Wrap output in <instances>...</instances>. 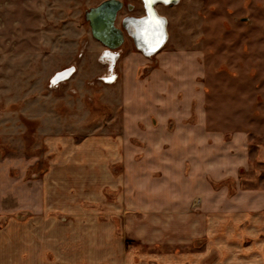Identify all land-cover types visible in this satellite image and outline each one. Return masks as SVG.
Instances as JSON below:
<instances>
[{"label": "rangeland", "instance_id": "obj_1", "mask_svg": "<svg viewBox=\"0 0 264 264\" xmlns=\"http://www.w3.org/2000/svg\"><path fill=\"white\" fill-rule=\"evenodd\" d=\"M102 1L0 0V264H42L45 259L59 263L56 252L66 242L60 237L62 228L75 220H80L74 226L75 241L71 240L75 236H70V231L64 232L68 245L79 251L88 248L92 241L82 240L81 227L90 232V222L75 211L97 213L101 221L112 216L118 235L116 245L121 248L115 258L117 264H124V258L127 260L130 255L136 263L141 260L142 264H168L166 260L172 259L169 256L177 249L165 236L166 230L170 234L174 230L181 233L188 226L181 223L182 218L204 215L199 198L186 207L189 194L194 192L185 170L191 166L190 174L197 181L214 180V173L202 176V168L209 159L220 160L226 150L213 141L209 153L200 145L197 134L182 131L177 136V146L169 143L167 148L160 146L156 150L148 144L147 150L138 148L135 143L142 136L151 140L158 134L150 130L139 133L135 127L143 118L135 113V126L125 132L120 88L118 84L108 86L100 81L108 73L106 60L101 57L104 47L91 37L84 12ZM120 1L133 8H123L117 14V27L123 16L141 14L137 0ZM156 8L168 23L169 40L164 47L189 50L200 56L197 61H205L206 92H195V100L199 106L204 104L207 130L225 132L227 136L245 133L248 167L240 168L239 176L249 187L264 189V157L259 160L261 163L255 160L258 151L264 154V0H181L176 6L159 4ZM118 49L121 57L138 53L129 40ZM147 61L141 69L143 75L158 64L155 56ZM68 67H74L71 77L50 85L51 77ZM186 93L181 92V98ZM154 96H150L153 101ZM130 105L132 111L137 110L133 100ZM125 136L130 137V145L124 144ZM127 146L137 149L143 157L132 151L131 159L125 158L123 151ZM201 151L209 157L205 162H193L188 157L189 153ZM253 169L257 171L254 177L250 173ZM44 171L48 174L45 184L49 186L50 198L65 205L62 215L58 214L61 210H52L57 220L48 219L64 226L49 224L45 219L33 222L28 217V200H33V196L29 198L27 182ZM164 171H168L167 175ZM156 172H163V176L158 178ZM103 173L115 179L125 176L134 189L140 187L136 196L128 194L129 188L124 187L128 204L131 201L139 208L132 210L136 212L117 214L113 207L93 203L101 188L88 180L103 178ZM122 193L121 189L113 191L105 186V199L101 202L108 200L115 205ZM83 203L94 207L83 208ZM122 214L132 215L123 219ZM17 222L19 226L15 228ZM45 227L49 233L42 236ZM145 228H149L145 238L154 243L141 240ZM12 232L19 238H13ZM160 233L168 239V246H163ZM49 240L57 249L55 253L49 250ZM204 242L197 239L191 246H181L176 254H200ZM210 259L213 262L214 256ZM75 260L85 264L84 257H68L69 263Z\"/></svg>", "mask_w": 264, "mask_h": 264}, {"label": "crops", "instance_id": "obj_2", "mask_svg": "<svg viewBox=\"0 0 264 264\" xmlns=\"http://www.w3.org/2000/svg\"><path fill=\"white\" fill-rule=\"evenodd\" d=\"M165 47L155 55L158 64L147 74L143 75V70H141L145 68L148 62L147 59L141 54L129 53L117 60L113 75L107 78L111 81L104 79L103 83L108 86H115L118 84L120 88L123 102L121 124L123 125L124 131L127 129V132H129V130L135 126L136 121L132 119V113H135L143 118V122L140 123L142 126L137 124L135 127L138 129L139 133L144 134L150 130L158 134V136L156 135V137L151 138V140L142 136L140 142L135 143L139 144V149L147 150L148 144L154 145L156 150L160 146H162L163 149L167 148L169 143L177 146L179 144L177 136L180 135V131H182V133L184 132L191 135L197 134L199 136L198 139L201 141L200 145L207 148L208 151H210L209 153H211L209 147L213 144V141L214 143L218 142L220 146L226 150V153L218 161H212L207 157V153L202 151L188 154V157L190 160H193V162H205L209 159L207 165L203 166L204 169L202 168L204 172L202 176L206 175V173L208 175L214 173V180L199 179L197 181L194 175L190 174L192 172L191 166L185 170L186 175L190 177L192 183L190 187L194 192L193 194H189V200L186 202L188 205L185 206L189 208L191 201L194 198H199L205 209L204 215L199 217L188 216L187 219L182 218L183 222L181 223L187 224V228L181 233L174 230L171 234L166 230L165 236L171 239L172 246L177 250L181 248V246H191L197 239H204L205 242L201 246L203 251L200 254L185 253L187 255H183L179 253L177 255L176 252L178 253V251L176 250L169 256L172 259H167L166 261L168 264H239V262L240 264H264V189L249 187L248 184H245L247 182H243V179L239 176V169L244 168V170H247L248 167V144L245 133L234 132L231 136H227L228 134L225 132H212L207 130L208 126L206 124L204 104L199 106V103H196L195 100L198 92H206V85L203 80L206 74L205 61L203 59L201 62L197 61L200 56L198 57L197 54L189 50L188 52H181L174 49H166ZM115 58L117 59V56ZM115 58L111 60L115 62ZM139 75L140 79L138 78ZM103 76L106 77V74L104 73ZM181 92H187L184 99L183 97L181 98ZM151 94L155 95L154 101L150 97ZM182 99L184 103L180 102ZM132 100L136 104L134 105L137 108L136 111H132L129 107L133 106L130 105ZM169 128L171 130L167 131ZM129 139L130 137L125 136L124 144L130 145L128 143ZM122 143L123 142H121V144ZM132 151L140 155V158L141 156L143 157L141 152H138L137 149L134 150L131 146H127L126 149L124 148L123 152L125 155L123 156L128 160L131 159L133 154ZM155 152L158 155L162 154L161 151ZM263 157L264 154L258 151L255 160L262 161ZM260 161L257 163H261ZM200 164V167H202V163ZM164 172L165 175H167L168 171ZM255 172L257 173L254 169L250 171L253 177ZM45 173L44 171L43 175L41 174L35 178L31 176L33 179L27 182V187H30L28 188L29 198L33 196V200H28V210L26 211L31 214V216L28 217L34 219L33 222H41V219H45L44 222L47 220L49 224L54 222L57 226H64V224H58L53 220L51 222L50 219H48L49 216V218L54 217L53 219L57 220L55 218L57 214H52V210H61L58 211L60 212L58 214L62 215V208H64L65 205L60 202H54L50 198L51 192L48 190L49 186L45 184L48 174ZM156 174L158 178L163 176V172H161V174L160 172H156ZM64 176L65 175H63V177ZM88 176H90V174H88ZM101 176L103 178L88 180L89 184L99 185V188H101L100 192L96 193L94 197L96 200H94L93 203H98L96 204L98 207H100L99 205H104L105 208L113 207V212L117 214L120 212L125 213V211L136 212L132 210L139 209L132 205L131 201L128 204V201L124 197L126 193L124 187L126 186L129 188L128 194H133L135 196L138 194L137 191L140 187L137 186L136 189H134L133 185H129L130 180L125 176L117 179L105 173ZM40 177L42 178L40 179ZM105 186L113 189V191H117L118 189L123 190L122 195H120L121 200L117 202L118 204L116 203L114 205L108 203V200L104 203L101 202V200L105 199V196L102 194V189ZM89 196H92L91 193L88 194V197ZM47 197L49 200H47ZM85 205H87L86 207L88 208L94 207H91V205L88 206L89 204L86 203L81 204V207L84 208ZM66 207H68V205ZM74 213L79 216H86L84 220L90 222L91 233L84 230L85 227L83 225L81 227V232L84 235V239L82 240L86 238L92 241L90 246L82 251L69 247L67 240L68 236H66L64 232L70 231V236H75L77 234L74 226L78 224V220H75V222H70L67 228H65V226L62 228L64 232L60 237L65 238L66 242H64L65 244L61 243L58 252H56V256L58 255L59 257V263H48L47 259H45L42 264H81V260H75L74 263H69L68 257L73 255L84 257L83 263L85 264H117L115 258L121 254V248L116 245L118 235L112 216H109L108 221H101L97 213L85 214V211H75ZM42 215L43 218L41 217ZM130 215L132 214H122L123 219H128ZM36 218L39 220L37 219L36 221ZM131 220L132 219L129 218V221ZM140 223L143 226V223ZM18 226L19 223L17 222L15 228ZM155 228L157 229V227ZM145 229L144 232H141V240L144 243H154L155 241L151 238H145V236L147 237L149 234V228ZM48 233L49 230L45 227L42 236ZM11 235L14 238L16 233L13 234L12 232ZM158 235H160L163 246H168L169 243H165L168 239H166L165 236H161V233ZM16 238L18 239L19 237L17 236ZM75 239L76 236L71 238L72 241H75ZM33 240H35L34 236ZM49 241V250H51L53 249L51 246L52 242L51 240ZM53 250L54 253L57 251L56 248ZM212 255L214 256L213 262L210 261ZM94 256L104 257V259L94 260ZM165 257L168 256L165 255ZM123 263L142 264L141 260L136 263L131 255L127 260L124 258Z\"/></svg>", "mask_w": 264, "mask_h": 264}, {"label": "water", "instance_id": "obj_3", "mask_svg": "<svg viewBox=\"0 0 264 264\" xmlns=\"http://www.w3.org/2000/svg\"><path fill=\"white\" fill-rule=\"evenodd\" d=\"M141 1L144 4V1ZM177 1L178 0H156L152 3V9H154L155 3L157 2H167L165 4H174ZM123 6V2L120 0H104L98 5L88 8V10L84 12V20L89 26L91 37L97 42H99L104 47V49L116 51L124 42L123 31L121 30V28L115 25L117 14L119 13V11L122 10ZM144 8L147 14V8L145 4ZM161 19L164 24V19ZM140 20L141 19L129 18L128 20L124 21V26L127 28L131 26L133 27V25H137V28L134 30L138 31V25L140 24ZM133 37L134 39H138L136 38L135 34L133 35ZM138 48L143 50L144 52H152L150 49L142 47V45H139ZM73 72L74 67H68L64 70L56 72L50 79V85H56L57 83H60V81L62 82L64 80H67Z\"/></svg>", "mask_w": 264, "mask_h": 264}, {"label": "flooded vegetation", "instance_id": "obj_4", "mask_svg": "<svg viewBox=\"0 0 264 264\" xmlns=\"http://www.w3.org/2000/svg\"><path fill=\"white\" fill-rule=\"evenodd\" d=\"M140 4V8H141V14L139 16H133V15H125L121 18L120 20V23H119V28H121V30L123 31L124 33V42L125 40H129L130 42V45L132 48H134V50L136 52H138L139 54L143 55L145 59H151L155 56V54L159 53L162 48L165 46V44L167 43V40H168V31H167V19L160 15L159 12L157 11V6L160 4V6L162 5V7H171V6H176L180 3L181 0H178L176 3H172V4H162V3H155V11L157 13V15H159L161 18L164 19V24H163V28H165V32H166V39H164L165 41L162 42L161 46L159 48H157L155 51H152V52H144L143 50L139 49V45L142 47H145L146 48V44L145 43V36L143 35V31H135L134 30V34L136 35V38L138 39H134L133 37V33H132V29H134L135 27L131 26V27H125L124 26V21L125 20H128L129 18H135V19H142L143 17H145L147 14H146V11H145V8H144V4L141 0H137ZM123 8H125L126 10H131L133 8V6H131L130 4H125L123 2ZM122 8V9H123ZM120 12V11H119ZM117 19V18H116ZM116 22V20H115ZM164 30V29H163ZM159 33H160V28L157 30ZM138 36V37H137ZM123 42V43H124ZM106 49H103L102 52H101V57H102V60H106V67L108 69V73H106V77L105 76H102L100 77V81L101 82H104V79L106 80V78L110 77V75H113V72L115 71V68H116V65H117V60L121 57V51L118 49L116 51H111V52H104ZM117 53V54H116ZM106 55V56H103V55ZM117 56V59L115 58ZM105 58V59H104ZM116 59L115 62H113L111 59ZM71 77V76H70ZM69 77V78H70ZM68 78V79H69Z\"/></svg>", "mask_w": 264, "mask_h": 264}, {"label": "snow or ice", "instance_id": "obj_5", "mask_svg": "<svg viewBox=\"0 0 264 264\" xmlns=\"http://www.w3.org/2000/svg\"><path fill=\"white\" fill-rule=\"evenodd\" d=\"M153 0H145V6L147 8V16L140 20V24L143 26V35L147 38L148 42L153 46H156L160 42V36L157 30L162 24V20L155 14L152 9Z\"/></svg>", "mask_w": 264, "mask_h": 264}, {"label": "bare ground", "instance_id": "obj_6", "mask_svg": "<svg viewBox=\"0 0 264 264\" xmlns=\"http://www.w3.org/2000/svg\"><path fill=\"white\" fill-rule=\"evenodd\" d=\"M144 1V4H145V0H143ZM156 0H153V2H155ZM161 1H169V0H161ZM159 3H162V2H157V4H159ZM165 3H167V2H165ZM165 3H162V4H165ZM156 4V5H157ZM155 5V6H156ZM166 5V4H165ZM155 6H154V9H153V11L155 12V14L157 15V13H156V11H155ZM147 14H148V12H147ZM159 18H160V16L159 15H157ZM161 19V18H160ZM162 20V19H161ZM163 23V22H162ZM135 28L134 29H136L137 28V25H133ZM142 25L141 24H139L138 25V31H142ZM164 26H163V24H161V26H160V33H162V35L160 36V42H159V44L158 45H156V46H153L152 44H150L149 42H148V40H147V38L145 37V43L144 44H146L145 46H146V48L147 49H150L151 51H153V50H155V49H157V48H159L160 46H161V44H162V42L163 41H165L164 39H166V32H165V28H163ZM134 29H132V33H133V35H134ZM163 29H164V32H163ZM138 37V36H137ZM105 52H111L110 50H107L106 49V51ZM103 56H106L105 54L103 55ZM105 59V58H104ZM73 74V73H72ZM113 77V76H112ZM107 81H111L110 79H106ZM60 83H61V81H60Z\"/></svg>", "mask_w": 264, "mask_h": 264}, {"label": "trees", "instance_id": "obj_7", "mask_svg": "<svg viewBox=\"0 0 264 264\" xmlns=\"http://www.w3.org/2000/svg\"><path fill=\"white\" fill-rule=\"evenodd\" d=\"M115 226H116V224H115Z\"/></svg>", "mask_w": 264, "mask_h": 264}]
</instances>
